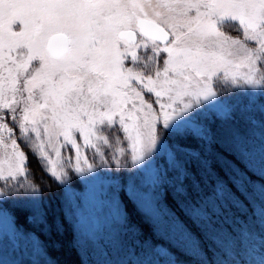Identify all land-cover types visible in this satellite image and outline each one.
<instances>
[{
  "label": "snow or ice",
  "instance_id": "snow-or-ice-1",
  "mask_svg": "<svg viewBox=\"0 0 264 264\" xmlns=\"http://www.w3.org/2000/svg\"><path fill=\"white\" fill-rule=\"evenodd\" d=\"M225 25L242 39L226 35ZM140 50L151 52L146 62ZM161 53L166 58L157 67ZM126 61L142 63L145 71ZM241 68L246 71L238 75ZM221 72L225 81L239 87L243 80L264 97V0H0V150L11 148L7 162L0 160V180L6 187L29 167L9 121L42 170L66 189V164L81 175L94 170L86 149L99 155L105 171L111 169L101 151L109 145L102 126H115L135 166L121 163L125 150L117 140L112 159L131 173L123 194L170 237L172 247L200 264H264V183L249 176L258 172L264 180V121L259 138L234 126V113L213 88ZM212 110L219 124L208 119ZM64 148L74 150L75 164L62 155ZM169 176L171 189L161 195L157 189ZM205 176L211 191L202 194ZM0 198V223L11 226L3 229L5 240L22 238L12 226L9 201L26 200L31 223L63 230V222L49 221L37 195L0 189ZM249 206L259 232L246 218L239 224L233 212L243 215ZM201 236L215 247L211 259ZM154 255L160 259L136 264H180L163 246ZM6 256L7 246L0 244V264H9Z\"/></svg>",
  "mask_w": 264,
  "mask_h": 264
},
{
  "label": "trees",
  "instance_id": "trees-1",
  "mask_svg": "<svg viewBox=\"0 0 264 264\" xmlns=\"http://www.w3.org/2000/svg\"><path fill=\"white\" fill-rule=\"evenodd\" d=\"M227 33L237 36L239 32L233 26H227ZM252 101L251 106L245 105L234 107L231 111L234 113V126L241 131H247L250 135H254L259 138L262 129L260 128V122L264 121V97L260 94ZM210 121L214 120L215 124H219L218 115H211ZM252 122V123H250ZM215 124L213 125L215 127ZM254 124V126H253ZM21 150L25 152L28 157L29 167L26 169V181L28 184L34 185L39 198L44 202L46 210L48 212L49 221L55 217L58 222H63V230L57 232L55 227L51 229L46 228L43 225L33 224L26 219L30 213L26 210L29 207L28 203L21 202L15 207H9L11 214L15 218V224L24 232L33 234L39 241L40 247L44 253L42 262L45 264H108L109 261L112 264H117L119 261L132 262L135 259H152L155 261L154 252L157 245L162 244L167 246L173 253L179 255V258L184 252L178 251L168 243L170 237L165 235L163 230L155 225V221L148 215L142 214L137 210V206L123 194V189L119 193L120 205L123 209L122 224L119 229L116 230L115 236L108 239L104 244H95L89 239H83L77 232V227L74 220L68 218L63 212L64 191L60 182L54 178L42 165L37 163V157L31 154V150L28 147L21 145ZM164 163V161H163ZM252 181L264 183V180L260 178L259 173L253 175L249 173ZM174 177H167L162 185L157 189L161 195L165 191V187L171 189L172 181ZM202 194H206L211 191L210 178L205 176L200 185ZM235 191V189H233ZM191 196L196 198L197 193L192 191ZM239 195V193H237ZM244 200V197H240ZM251 199V198H250ZM171 203V198L169 199ZM247 204V201H244ZM258 203V201H254ZM21 209H24L21 211ZM177 211H179L177 209ZM235 217H240L239 224L245 223V218L249 225H251L255 231L259 232L260 228L252 215V207L249 206L246 213L242 215L241 212L233 209ZM124 214L128 217V223H124ZM183 218V217H182ZM231 222V221H230ZM190 224V222H189ZM239 224L234 225L237 231H239ZM258 226V227H257ZM193 231L199 235L198 229L190 224ZM200 243L204 250L208 252V258H212V252L215 251V247L210 239L200 237ZM211 249V251H209ZM185 254V253H184ZM187 258L193 262V264H200L197 258L192 255ZM45 261V262H44ZM47 262V263H46ZM18 264H33L29 257L24 258Z\"/></svg>",
  "mask_w": 264,
  "mask_h": 264
},
{
  "label": "rangeland",
  "instance_id": "rangeland-1",
  "mask_svg": "<svg viewBox=\"0 0 264 264\" xmlns=\"http://www.w3.org/2000/svg\"><path fill=\"white\" fill-rule=\"evenodd\" d=\"M227 26L229 25H225L221 29L222 31H225L226 35L242 39V35L240 33L237 36L227 33ZM249 46H251V44ZM138 55L141 57L142 62H146L145 55L150 57L152 54L151 52H147V54H145L144 50H140ZM160 57L161 58L157 60V67H162V58H166V54L161 53ZM126 66L133 68L136 72L145 71L142 63L140 65H133L131 62L126 61ZM245 71L246 70L243 68L238 69L237 74L242 75ZM148 74H151V72L149 71ZM212 83L214 90L218 92L217 98L222 99L224 106L229 110H232L236 106H241L242 108L247 105L249 107L251 106L250 104L252 101L258 97L259 88L245 85L243 80H240V86L238 87L232 83L231 79L225 81L222 72L213 77ZM145 99L151 102L155 99V97L146 95ZM154 107H158V105H154ZM213 114L217 115L215 110L208 113V119ZM8 123L9 127L13 129L12 138L17 140L20 147L21 145L24 146L23 137L19 133L18 125L13 127L11 121ZM102 127L104 128V135L109 138V145H102L101 151L104 152V158L111 166V169L105 171L101 164L99 155L96 154L93 149L89 148L84 150V155L87 157V164H91L94 170L91 172L85 171L81 175L76 173L72 167L66 164L64 168V171L67 172L65 184L68 185V188L66 189L64 184L60 183L64 191V214L68 218L74 220L77 232L83 239H89L95 244H104L108 239L114 237L116 230L119 229V226L122 224L123 209L120 205L119 193L121 189L126 188V182L131 173L124 168L117 167L112 159L113 152L117 147V140L120 141L118 147L124 148L125 150L124 155L119 157L121 163L127 164L129 168L134 169L135 167L131 164V152L128 141L125 139L123 133L115 126L111 128L107 126ZM4 135L5 140L7 141V135ZM28 148L31 150L30 147ZM10 153V147L0 150V160H5L6 163V154ZM62 155L64 157L71 156L72 163L75 164V153L73 149H62ZM87 164L82 163L81 167L87 168ZM158 164L162 165L163 160H159ZM45 169L47 170L46 167ZM47 172L51 174L50 171L47 170ZM96 173H100V176L95 180L87 179L88 177L95 176ZM5 184L6 182L4 180H0V189L13 196H15L16 192H27L38 196L37 193H31V190L27 188L28 183L26 181V174L25 176L18 177L15 180L8 181L6 187ZM21 202L28 203L26 200H18L16 202L9 201L8 207L13 208ZM10 215L12 216V226L21 233L22 238L18 239L15 243H13L10 239L5 240L3 237V229L7 230L11 226L9 224L0 223V244H6L7 246L6 259L9 261V264H18L21 259L23 260L26 257H29L31 263L33 264H45L39 263L42 262L41 258H43L44 253L40 247L38 239L33 234L24 232L22 229L17 227L15 224V218L11 212ZM157 246H163L166 249H169L167 246L162 244ZM176 256L179 258V255ZM188 256L189 255L183 253L179 258L180 264H193L191 257L189 259L187 258ZM154 257L155 261L160 259L155 255ZM138 260L139 259H135L132 264H136Z\"/></svg>",
  "mask_w": 264,
  "mask_h": 264
}]
</instances>
